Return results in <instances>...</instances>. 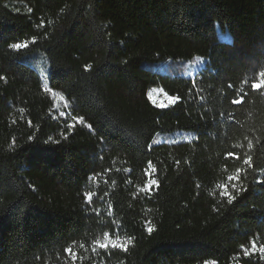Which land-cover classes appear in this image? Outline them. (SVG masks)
I'll list each match as a JSON object with an SVG mask.
<instances>
[{"label": "trees", "instance_id": "16d2710c", "mask_svg": "<svg viewBox=\"0 0 264 264\" xmlns=\"http://www.w3.org/2000/svg\"><path fill=\"white\" fill-rule=\"evenodd\" d=\"M196 57L193 78L147 68ZM261 72L264 0H0V264H73L69 246L75 264H264L241 248L264 244ZM177 132L193 137L155 143ZM104 232L128 251L94 254Z\"/></svg>", "mask_w": 264, "mask_h": 264}, {"label": "snow or ice", "instance_id": "6c2138e0", "mask_svg": "<svg viewBox=\"0 0 264 264\" xmlns=\"http://www.w3.org/2000/svg\"><path fill=\"white\" fill-rule=\"evenodd\" d=\"M28 11L31 12L32 9L31 8H28ZM51 23V22H49ZM37 27H45V23L44 21H41ZM11 48L13 49H24V48H27L28 47V43L27 42H23V43H13L10 45ZM92 69V66L91 65H85L84 66V70L87 72V71H91ZM260 77L261 79L256 81V82H253L251 84V88L254 90V91H261V90H264V72H261L260 73ZM3 77H0V79H2ZM229 87H231V85H229ZM46 91H49V89H45ZM151 91H156L155 89L151 90ZM53 95H57L56 93H53ZM149 95H151V93H149ZM59 99L63 100L64 97L63 96H59ZM179 98L178 97H169V103H175ZM244 100V96L241 95L239 96L237 99H234L232 100V103L233 104H241ZM161 107H163V105H161ZM21 111H23V109H21ZM61 115H64V113H61ZM74 119H78L80 121V123H83V118H79V117H74ZM29 124H31V121H29ZM89 128H91L92 126L91 125H88ZM29 140L32 139L31 136L28 137ZM49 139H51V137H49ZM47 142V141H46ZM259 142V141H257ZM15 145V141H13V146ZM248 148L251 149L253 148V143L251 140H249L248 142ZM227 157H232L236 160H239L240 157L239 155L233 153V152H229L226 154V158ZM252 160H253V157L251 155H246V157L243 159V164L244 165H248V167H252ZM149 167H151V162H149ZM127 171V169H126ZM245 169L244 168H237L236 171H235V174L233 175H229L227 177V180L229 182H233V181H236V182H239L240 181V174L242 172H244ZM92 179H95V177H92ZM157 184V181L155 179H152L148 182V184L145 186L144 189H141V191H150L151 187L153 185H156ZM219 188L222 189L221 191V195L224 196V197H227V200H228V203L231 204L235 199H236V195H239L241 192H244L246 191V189L243 187V185L239 184V183H231V188L235 190L236 192V195H233L229 190V184H222V185H218ZM92 197H93V193L91 192H87L85 193V199H86V202H92ZM147 231L149 233L153 232L154 229L149 226L147 228ZM131 238H129L127 241L125 242H121L120 240V237L119 236H116L115 238H111L110 237V234L109 232H104L103 233V239H95L93 241V247H92V252L94 254H99L98 250H103L105 253H109L113 250H117V249H120V250H123L125 252L128 251V245L131 244ZM76 242L73 241V244H75ZM251 244V247H245L244 245H241V248L243 250V253H244V256H250L253 252V250L255 249H259V252L260 253H264V244H257L256 240H252L250 242ZM79 247L80 248H85V244L83 242H81L79 244ZM64 252L68 253L69 256L71 257L72 261H73V264H75V261L77 260V254L75 252H73V249L71 246L67 247V248H64ZM261 259H264V256H261L260 257ZM204 264H215L214 261L210 262V261H204Z\"/></svg>", "mask_w": 264, "mask_h": 264}, {"label": "rangeland", "instance_id": "374dc122", "mask_svg": "<svg viewBox=\"0 0 264 264\" xmlns=\"http://www.w3.org/2000/svg\"><path fill=\"white\" fill-rule=\"evenodd\" d=\"M218 38L224 42H231V36L227 31H222L218 27ZM206 60L204 58L196 57L192 61H174L168 60L165 62H159L152 65H147V68H150L155 73L166 75L169 77H182V78H193L195 74L205 67ZM33 68L37 70L40 76L45 79L47 74V65L44 60L39 59L34 64H31ZM155 89L156 91H151ZM150 100L153 104L166 108L173 103H169V95H167L161 88H151L149 90ZM191 133L186 132H177L173 134L160 135L156 138L155 143H180L188 142L192 139Z\"/></svg>", "mask_w": 264, "mask_h": 264}]
</instances>
